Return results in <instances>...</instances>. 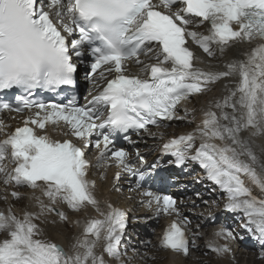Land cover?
<instances>
[{"label":"snow or ice","instance_id":"snow-or-ice-1","mask_svg":"<svg viewBox=\"0 0 264 264\" xmlns=\"http://www.w3.org/2000/svg\"><path fill=\"white\" fill-rule=\"evenodd\" d=\"M205 24L206 34L192 30ZM189 40L209 58L240 43L253 46L243 59L224 63V70L206 71L196 66L199 57L187 46ZM85 56L90 61L85 78L96 93L86 104L31 98L37 89L57 92L72 86L77 62L84 63ZM129 62L136 73H129ZM232 78L234 85L223 86L226 94L200 110V123L165 140L159 152L172 157L169 162L177 167L198 165L205 179L225 194L224 211L242 219L241 226L264 248V199L255 197L244 180L264 191V164L255 151L264 153V144L256 143L264 137V0H0V92L19 93L12 103L0 100V113L23 114L22 126L11 132L0 119L5 135L0 140V178L6 185L40 193L29 197L38 211L25 210L22 216L11 206L0 211V264H107L105 256L119 261L127 212L97 199L86 150L96 149L97 168L117 169L115 191L122 174L135 178L130 191L139 190L159 161L147 165L137 149L140 167H135L129 152L117 147V138L129 145L136 143L130 134L163 139L149 126L166 127L164 122L175 119L193 123L196 109L185 108L181 117L177 108ZM48 126L73 139H53ZM5 161L13 165L10 170ZM139 194V203L155 218L175 217L158 248L187 257L201 233L193 232L189 239L191 220L176 199L148 188ZM11 196L21 199L16 191ZM58 204L72 212L91 208L99 217L83 221L70 253L40 238L45 232L41 225L56 222L47 221L48 214L68 220L65 211L54 207ZM213 235L235 239L226 227ZM205 247L217 256L231 251L215 239L206 240Z\"/></svg>","mask_w":264,"mask_h":264},{"label":"bare ground","instance_id":"bare-ground-1","mask_svg":"<svg viewBox=\"0 0 264 264\" xmlns=\"http://www.w3.org/2000/svg\"><path fill=\"white\" fill-rule=\"evenodd\" d=\"M192 30L206 34L207 27L203 25ZM188 42L189 48L199 57L196 66L206 71L224 70L222 67L224 63L234 58L243 59V53L246 50V45L240 43L229 47L223 55L218 52L216 58H209L190 40ZM144 58V56L141 57V59ZM77 63L78 70H81L84 66L79 62ZM210 65L211 68L209 67ZM129 72L136 73L137 67L135 65H129ZM84 75L77 76V79L80 82L85 80ZM225 83L234 85L235 78L217 82L211 86V91L199 97L192 98L184 107L178 110V116L183 117L185 115V108L189 110L196 109L194 113L195 121L193 123H188L185 119H178L168 128L152 131L157 136L163 134V139H154L145 135L143 139H135L136 143L134 145H129L128 143L117 145V147H123L129 152V162L137 168L140 167V161L135 155L137 149L144 156L147 165L150 166L159 161V167L147 177L148 180L142 183V188L139 190L130 191V188L134 189V178L129 180L126 174H122L121 179L116 183V187L120 190L115 191L113 189V177L117 169L114 166L106 169L103 167L97 168L95 166L96 149L90 146L86 150V159L91 165L88 170V178L96 182L95 195L97 199L107 200L127 212V227L120 244V260L117 261L105 256L107 264H264V248L260 246L258 240L254 239L241 226L244 223L242 219H238L236 214L224 211L225 194L205 179L204 171L198 165L191 163L177 167L174 163L169 162L173 160L172 157L161 156L159 152V145L165 140L172 136L191 132L200 123L202 119L200 110H206L208 108V101L221 98L226 94L223 90ZM91 89L92 85H89L88 91L85 94L86 100L83 101V105L92 96L93 91ZM0 119L9 126L6 129L7 132H11L16 127L22 126L23 117L12 118L1 116ZM191 119L192 116L189 115L188 120ZM47 133L53 139L61 141L63 139H73L71 136L62 135L60 129H54L52 126H48ZM243 135L247 136V133ZM4 138L5 135L0 133V140ZM74 142L79 144V141ZM199 143L200 141L197 140L195 146L198 147ZM256 143L258 145L264 144V137L257 138ZM255 151L260 158V162L264 164V153H261L258 148ZM4 163L9 170L13 167L7 161ZM259 170L257 168V171ZM102 174L104 176L103 179H101ZM244 180L251 188L252 194L255 197L264 199V191L252 185L246 177H244ZM144 188L175 196L178 200L177 206L180 208L181 213L188 216L191 220V224L188 226L189 239L192 238L193 232L199 231L201 233V237L196 241L197 247L192 248L187 257L172 256L165 250L158 248L160 234L163 233L164 228L175 217L161 215L159 218H155L151 209L141 205L139 203L141 199L139 193ZM13 191L19 192L21 199H13L11 196ZM197 193L200 194L199 197H197ZM33 194L40 195L39 190H35L34 192V190L27 187H16L13 184L6 185L3 183V179L0 178V211L6 212L9 206L12 207L13 212L18 216H22L25 210L30 212L38 211L39 209L35 201L29 199ZM193 201L195 204H193ZM45 203H47L46 199ZM54 207L58 210L65 211L68 220L61 222L55 215L48 214L46 220L56 222L42 224L41 226L45 229V232L40 238L58 243L65 252L70 253L72 243H74L75 238L82 232L83 221L89 217L99 218L98 214L91 208L84 209L80 212H72L64 205L58 204ZM77 221L81 223L77 225ZM36 223L40 224L41 221H36ZM216 223L220 228L226 227L231 230L235 239L225 241L215 238L213 234L219 229L218 226H214ZM197 225L200 226L199 229H197ZM208 227H212V230L209 231ZM209 239H215L218 244L227 243L231 251L225 253L223 256H217L208 252L205 247V241Z\"/></svg>","mask_w":264,"mask_h":264}]
</instances>
